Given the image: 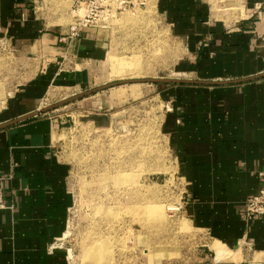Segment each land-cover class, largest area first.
I'll return each mask as SVG.
<instances>
[{
  "label": "crops",
  "instance_id": "0c3cea01",
  "mask_svg": "<svg viewBox=\"0 0 264 264\" xmlns=\"http://www.w3.org/2000/svg\"><path fill=\"white\" fill-rule=\"evenodd\" d=\"M152 1L186 43L191 76L183 79L230 81L168 84L160 92L170 108L160 127L185 182L184 218L200 234L186 264H264V215L248 220L243 212L264 172V77L250 79L264 73V0ZM37 2L0 0V51L11 70L0 78V125L41 109L39 99L55 81L85 84V69L66 68L68 55L100 61L96 29L81 26L73 35L72 23L38 15ZM51 111L0 129V175L10 177L8 208L0 209V264H70L55 246L73 197ZM218 243L226 247L219 254L212 247Z\"/></svg>",
  "mask_w": 264,
  "mask_h": 264
},
{
  "label": "rangeland",
  "instance_id": "374dc122",
  "mask_svg": "<svg viewBox=\"0 0 264 264\" xmlns=\"http://www.w3.org/2000/svg\"><path fill=\"white\" fill-rule=\"evenodd\" d=\"M37 4V14L49 24L67 26L76 19L72 0ZM117 7L113 3L110 14L93 21L103 43L94 55L100 61L65 59L70 72L85 69V84L55 81L44 90L40 108L121 80L190 78L186 43L152 0L139 9ZM9 59L1 50L0 78L11 71ZM166 85L121 83L50 110L60 123L57 155L70 162L66 178L73 204L55 243L70 264H186V252L200 234L184 218L185 182L160 127L170 109L160 94ZM89 107L96 111L87 112ZM212 247L217 254L226 249Z\"/></svg>",
  "mask_w": 264,
  "mask_h": 264
},
{
  "label": "built area",
  "instance_id": "2783aa9c",
  "mask_svg": "<svg viewBox=\"0 0 264 264\" xmlns=\"http://www.w3.org/2000/svg\"><path fill=\"white\" fill-rule=\"evenodd\" d=\"M72 3V11L76 19L70 26L71 32L74 35L81 26L93 27V21L97 20L101 14H110L113 3L118 4L116 10H120L121 7L139 9L146 6L147 0H72ZM261 173L262 179L257 194L249 197L245 202L243 212H245L248 220L264 215V172ZM9 178V176L0 175L1 210L8 208L4 194L5 185Z\"/></svg>",
  "mask_w": 264,
  "mask_h": 264
},
{
  "label": "water",
  "instance_id": "95a60500",
  "mask_svg": "<svg viewBox=\"0 0 264 264\" xmlns=\"http://www.w3.org/2000/svg\"><path fill=\"white\" fill-rule=\"evenodd\" d=\"M261 77H264V73H262L260 75H257V77H253V78H250V79H257V78H261ZM245 80H249V79H245ZM144 81L157 82V83L162 82V83L176 84V85H180V84L218 85V84L230 83V81H221V80L220 81H205V80L196 81V80L183 79V78L172 79V78H163V77H160V79L141 78V79H136V80H132V79L121 80V81L114 82V83L104 84L101 87H97L95 89H90L88 91H84L82 94H78V95L72 96L70 98L64 99L63 102L58 103L56 105L46 106V107L38 109L36 111L29 112V113L25 114L22 117H19L17 119L11 120V121H8V122H6V124L0 125V129L6 128V126L11 125V124L22 122L25 119L31 118L33 116H37L38 114L50 111V110H52V109H54V108H56L58 106L64 105V103H68V102L74 101L76 99L83 98L85 95L90 94V93H94V92L99 91V90H102L103 88L114 86V85H119L121 83H141V82H144ZM232 82H238V81H232Z\"/></svg>",
  "mask_w": 264,
  "mask_h": 264
},
{
  "label": "bare ground",
  "instance_id": "6f19581e",
  "mask_svg": "<svg viewBox=\"0 0 264 264\" xmlns=\"http://www.w3.org/2000/svg\"><path fill=\"white\" fill-rule=\"evenodd\" d=\"M2 102H3V101H2ZM2 102H1V103H2Z\"/></svg>",
  "mask_w": 264,
  "mask_h": 264
}]
</instances>
